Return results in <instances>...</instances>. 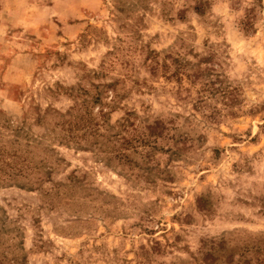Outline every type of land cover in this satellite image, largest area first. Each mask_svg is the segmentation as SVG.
Wrapping results in <instances>:
<instances>
[{"label":"rangeland","instance_id":"rangeland-1","mask_svg":"<svg viewBox=\"0 0 264 264\" xmlns=\"http://www.w3.org/2000/svg\"><path fill=\"white\" fill-rule=\"evenodd\" d=\"M0 264H264V0H0Z\"/></svg>","mask_w":264,"mask_h":264}]
</instances>
